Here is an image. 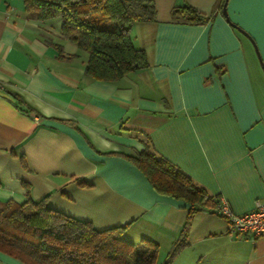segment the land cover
Returning a JSON list of instances; mask_svg holds the SVG:
<instances>
[{
    "label": "crops",
    "instance_id": "0c3cea01",
    "mask_svg": "<svg viewBox=\"0 0 264 264\" xmlns=\"http://www.w3.org/2000/svg\"><path fill=\"white\" fill-rule=\"evenodd\" d=\"M152 1L155 21L131 28L147 66L109 82L85 74L87 53L61 34L59 18L0 0V200L23 202L26 184L33 200L47 197L96 229L126 225L132 240L158 244L159 259L188 206L157 193L132 162L144 142L235 213L264 200V67L255 49L264 63V0L227 1L239 29L221 0ZM183 3L205 20L173 19ZM214 206L194 213L171 264H264V238L229 235ZM0 264L23 263L0 252Z\"/></svg>",
    "mask_w": 264,
    "mask_h": 264
},
{
    "label": "trees",
    "instance_id": "16d2710c",
    "mask_svg": "<svg viewBox=\"0 0 264 264\" xmlns=\"http://www.w3.org/2000/svg\"><path fill=\"white\" fill-rule=\"evenodd\" d=\"M26 12L38 19L61 20V34L87 53L85 74L102 81H117L129 72L146 67L144 49L133 45L131 28L135 22H154L152 0H21ZM221 0L218 8H222ZM171 17L203 22L205 16L191 5H175ZM236 28V27H235ZM238 29V28H237ZM63 57L61 51L59 54ZM20 108L32 111L15 93ZM135 157V166L154 190L188 206L187 220L171 244L163 261L158 259L156 242L142 238L133 242L123 237L126 225L96 229L47 206V197L35 201L25 184L21 203L0 200V252L23 264H170L187 245L190 220L194 213L215 205L207 190L168 160L155 154L148 142ZM81 185H87L81 181Z\"/></svg>",
    "mask_w": 264,
    "mask_h": 264
},
{
    "label": "built area",
    "instance_id": "2783aa9c",
    "mask_svg": "<svg viewBox=\"0 0 264 264\" xmlns=\"http://www.w3.org/2000/svg\"><path fill=\"white\" fill-rule=\"evenodd\" d=\"M214 211L227 222L229 235L250 234L255 238H264V200H257L252 210L239 214L231 209L225 199L217 197Z\"/></svg>",
    "mask_w": 264,
    "mask_h": 264
},
{
    "label": "rangeland",
    "instance_id": "374dc122",
    "mask_svg": "<svg viewBox=\"0 0 264 264\" xmlns=\"http://www.w3.org/2000/svg\"><path fill=\"white\" fill-rule=\"evenodd\" d=\"M129 232H124V235H123V237H125V238H127V239H129V240H131V241H138L136 238H135V240H132L131 239V235H130V233L128 234ZM139 242V241H138ZM170 248H171V246L169 247V248H167L166 250V252H165V254L162 252V253H160V256H159V261H163L164 260V257H166L165 255L167 254V252L170 250ZM194 262H195V259L193 260ZM194 262H190L189 264H194ZM183 263V261H182V259L181 260H179V261H177V262H175V264H182ZM171 264V263H170ZM187 264V263H186Z\"/></svg>",
    "mask_w": 264,
    "mask_h": 264
},
{
    "label": "water",
    "instance_id": "95a60500",
    "mask_svg": "<svg viewBox=\"0 0 264 264\" xmlns=\"http://www.w3.org/2000/svg\"><path fill=\"white\" fill-rule=\"evenodd\" d=\"M227 1H228V0H225L224 4H223V6H222V14L225 16L226 20H227L230 24L233 25V27L238 28V27H237L235 24H233V23L229 20V18H228L227 10H226V7H227ZM238 29H239V28H238ZM242 32H243V30H242ZM254 46H255V45H254ZM255 49H256L257 55H258V57H259V59H260L261 65H262V67H264V63H262V61H261L260 55H259V53H258V51H257V47H255Z\"/></svg>",
    "mask_w": 264,
    "mask_h": 264
}]
</instances>
